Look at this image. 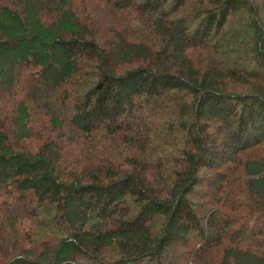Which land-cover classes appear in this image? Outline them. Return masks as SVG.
<instances>
[{"label":"trees","instance_id":"16d2710c","mask_svg":"<svg viewBox=\"0 0 264 264\" xmlns=\"http://www.w3.org/2000/svg\"><path fill=\"white\" fill-rule=\"evenodd\" d=\"M264 264V0H0V264Z\"/></svg>","mask_w":264,"mask_h":264},{"label":"rangeland","instance_id":"374dc122","mask_svg":"<svg viewBox=\"0 0 264 264\" xmlns=\"http://www.w3.org/2000/svg\"><path fill=\"white\" fill-rule=\"evenodd\" d=\"M76 264H78V263H76Z\"/></svg>","mask_w":264,"mask_h":264}]
</instances>
